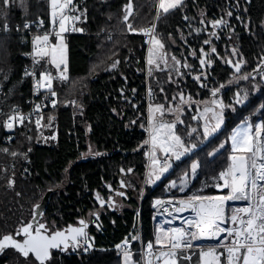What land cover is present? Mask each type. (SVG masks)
<instances>
[{
	"label": "trees",
	"instance_id": "trees-1",
	"mask_svg": "<svg viewBox=\"0 0 264 264\" xmlns=\"http://www.w3.org/2000/svg\"><path fill=\"white\" fill-rule=\"evenodd\" d=\"M131 2L134 6L127 14ZM157 2L74 0L71 10L73 14H80L78 26L84 33L70 32L64 37L68 51L67 79L58 78L53 82L57 101L43 115V121L52 117L49 122L53 126L23 120L13 130L0 128V239L4 235H15L28 224L35 206L49 192L42 220L49 221L52 228L76 223L80 217H94L106 230V235L95 234V242L101 248L91 252L80 247L65 252L56 250L44 264H123L122 250L110 248L109 243L121 240L132 229L140 202L138 198L133 200L131 203L135 208L132 209L98 213L100 204L96 196L106 194L109 185L117 182L121 167L131 168L141 178L145 175L147 44L137 31L152 23ZM2 6L3 0H0V25L7 20L15 29L17 24L25 21L33 24L43 21L45 28H49L52 23L49 1L43 7L34 4L32 10L35 13L31 11L30 14L22 8H11L6 15ZM198 6H204L208 15L227 16L230 26L235 27L234 37L222 34V38L214 43L216 53L210 54V82L205 84L202 79H195L181 67L179 80L186 75L184 85L188 92L195 97L200 95L193 98L195 103L211 104L213 98H218L227 108L232 104L231 97L236 90L246 91L249 101L228 110L224 125L207 138L202 135L203 126L197 117L196 106L193 105L194 111L185 108L183 122L177 125L176 131L185 145L196 147L180 161H175L172 169L156 183H147L141 205L146 240L153 237V210L160 198L228 191L215 186L219 172L228 167L232 151L227 136L245 119H252L254 124V110L259 104L264 105V80L255 82L252 77L264 54V0H184L182 6L161 14L157 31L161 33L158 36L163 44H167V53L179 58L181 63L190 62L196 72L201 67L203 41L188 22L195 19ZM125 15H128L127 21ZM129 24L135 31L129 29ZM100 31L103 34H99ZM108 31H115V34L109 36ZM21 40V36L12 31L0 35V107L5 109L27 107L30 84L25 80L24 67L29 61V47ZM233 48L237 50V59L244 62L242 75L236 76L250 74L247 80H233V68L225 63L227 57L235 56ZM113 63L115 68L111 67ZM64 67L57 68L43 58L39 69L42 72L49 68L58 73ZM165 72L155 71L161 79L156 81L159 88L155 83L152 88L155 98L164 99L169 105L178 85L177 81L168 79L164 86L167 92L162 90ZM217 88L221 90L220 96L214 97L212 90ZM260 114L264 117V108ZM192 129L197 131L192 132ZM193 162L199 167L189 175L184 187L181 181L186 172L190 173ZM10 181H14L11 186ZM173 181L176 187L170 186ZM135 257L138 259V255ZM0 264L40 262L32 253L25 258L17 249L9 247L2 253Z\"/></svg>",
	"mask_w": 264,
	"mask_h": 264
},
{
	"label": "snow or ice",
	"instance_id": "snow-or-ice-1",
	"mask_svg": "<svg viewBox=\"0 0 264 264\" xmlns=\"http://www.w3.org/2000/svg\"><path fill=\"white\" fill-rule=\"evenodd\" d=\"M53 6V23H56V11L58 7L60 11L71 3V0H65L64 4H61V0H50ZM10 3V0H3V4L6 6ZM183 5V0H159L158 6V17L161 14H166L169 11L176 9ZM130 7V5H129ZM130 14V13H129ZM232 15L231 12L228 13ZM68 19L61 15L59 20L60 31L55 33L59 38L60 46H63V37L60 35L61 32L65 31L64 21ZM79 19V17H76ZM185 19H188L185 17ZM124 20H128V15H125ZM42 23V21H41ZM203 23V21H201ZM214 26H221L226 24L223 19L212 22ZM7 30V25L4 26ZM28 23L24 24V28H29ZM129 29L135 31L132 26L128 25ZM155 25L151 29L142 30L145 34L152 33ZM199 31V30H197ZM215 36L216 33H211ZM154 47L150 49V56L148 64L153 65L156 68H160L162 62L166 68L175 71L178 75H182L180 68L181 61L177 60L175 56H171L170 59L173 62L169 64V58L166 53H163V43L156 38L155 35L151 37ZM50 35L45 34L43 36H36L33 40L35 55L41 58L51 57V63L57 68L61 64H64V70L60 72L59 79L66 80L65 75L67 71V65L63 57L57 60L56 51L57 44H52L50 48L40 47L37 42H43L44 45H48ZM204 44H211V40H205ZM201 56L204 58L200 59L201 67L211 66L210 53L205 52L203 48L200 49ZM237 50L232 49L233 55H236ZM211 53H216V48H211ZM195 55V52L192 53ZM155 57V58H154ZM39 63V61H36ZM225 63L231 64V60H225ZM243 61L237 62L233 65L237 73L240 72ZM111 67L115 68L116 64L113 63ZM184 68H190L191 66L187 63L183 64ZM151 68L149 72L151 74ZM163 70V69H161ZM25 75H34V73L25 72ZM203 75V73H202ZM250 75V74H249ZM249 75H243L234 79L247 80ZM201 77L197 76L195 79L199 80ZM52 79L50 73L44 72L40 74V87H45L49 91L52 89ZM171 79V76L169 77ZM230 81L229 83H231ZM206 86V85H202ZM221 87H224L221 85ZM219 88L212 90V95L215 97L219 92ZM51 95L54 97L56 93L51 91ZM236 95V103L243 104L247 100V93L245 92L242 96L239 92ZM173 99H176L174 97ZM179 99L182 103L185 101L183 93L180 94ZM212 105H217V100L211 101ZM55 106V101H53ZM223 105H218L219 111L211 106L205 107V113H212V119H215V124L209 126L205 123L203 126L202 135L207 138L208 136L216 133L223 123ZM264 108V105L261 106ZM39 109V106H37ZM179 111V105L173 108H165L164 105H156L153 109V115L150 117V123L152 119L161 121L158 127L153 128V134L151 136L152 143V169L148 174L146 182L149 184L155 183L161 179V176L168 172L172 167L173 161H180L186 153L190 152L196 145H192L191 148L186 147L181 137L172 133L171 136L165 134L163 138L158 136L161 129H174L175 122H163V116L165 112ZM158 114V115H156ZM24 117L17 113L16 115L9 116L8 121L5 122V127L11 128L13 124L11 121L19 120L23 122ZM196 119V117H193ZM183 121H180L182 123ZM39 124V121H37ZM196 129H192V132H196ZM191 135V133H189ZM229 140L232 145L233 154L229 157L231 163L227 169L219 173L218 179L222 183L216 184L215 186L220 189H227L226 195H215V196H204V195H193L188 201H181L180 206L173 204L175 213L179 214L182 211L191 208L195 213L194 218L184 219L183 223L187 227H173L164 229L163 227L157 233L155 243L148 242L145 249L144 262L145 264H180L181 253L184 250L191 249L193 247V241L198 239H220L221 233L226 235L223 237V241L220 247L223 251H218L216 246L209 247L207 250L201 249L199 253V264H221L223 258V264H264V121L259 123H251L248 119L241 122V125L232 131ZM147 144L148 141H145ZM223 147V144L221 145ZM164 154L163 161L157 158L156 150ZM13 155H16L13 153ZM212 155H215L213 153ZM199 167L197 162H193L190 166V173L194 174L196 169ZM131 171V169H129ZM189 172L184 174V179L181 184L187 183V178L190 175ZM14 183L10 181L9 184ZM171 187H176V182H171ZM183 190V188H181ZM119 195L123 196L124 193L120 192ZM244 200L247 201L246 207L234 208L229 216L225 211V204L228 201ZM103 203V202H102ZM168 203H172L169 201ZM162 201L157 200L156 205H161ZM167 211V209H165ZM171 215V213H169ZM174 219H183L179 215L175 216ZM81 227H69L66 231H56L54 233H48L46 226L39 224L33 230L31 223L22 226L16 233L17 236H23V240L18 241L11 235H6L0 239V250H2L6 244L10 242V245L17 249L22 255L27 258L30 253L34 254L35 259L44 264L49 259L50 249L63 248L66 250L69 247V241L72 242V246H78L80 238L87 240V234L84 231L86 224L83 220L80 222ZM166 223L171 224L172 221L168 220ZM231 224L230 227H222L224 224ZM164 233L163 238L160 233ZM133 240L138 237L133 236ZM165 241H167L165 243ZM129 241L125 240L122 245H117V248L122 250L125 258V264H130L131 253L128 248ZM156 246H159L156 251H153ZM90 244H85L84 250L87 251L90 248ZM183 260H191V256H183Z\"/></svg>",
	"mask_w": 264,
	"mask_h": 264
},
{
	"label": "built area",
	"instance_id": "built-area-1",
	"mask_svg": "<svg viewBox=\"0 0 264 264\" xmlns=\"http://www.w3.org/2000/svg\"><path fill=\"white\" fill-rule=\"evenodd\" d=\"M65 13H69V8H65ZM76 17H79V19H76ZM80 21V16L78 14L71 16V33H84L82 29L77 25V23ZM28 23L30 25L29 28L25 29L24 24ZM5 25H7V30H5ZM74 27V28H73ZM74 29V30H73ZM16 32L18 35L21 36L22 40L21 42L25 45H27L30 49L33 45V40L35 39V34L38 32L43 33H49L55 34L56 33V23L50 25L49 28H45V23L42 21H39L35 24L31 23L30 21H25L23 24L19 25L17 24L15 26V29H13L12 25L9 21H4L2 25H0V35L1 34H9L10 32ZM146 41V40H145ZM147 43V41H146ZM28 48V50H29ZM30 53V51H28ZM28 55L29 61L24 67V77L25 80L29 81L30 87H29V94L27 98V107L25 109H20L18 107H13L12 109H5L0 107V128L5 127V122L8 121L9 116L16 115L19 113L24 117L23 120H29V121H38L39 118L43 117L44 111L48 110L49 108L53 107V101H57V96L54 97L51 95V91H54L53 83H52V89L49 91L45 87H40V84H38V81L42 84L45 83L44 81H40V74L42 72L37 70V64L36 62H31V56ZM25 72L28 73H34V75H25ZM56 93V92H55ZM148 94L151 95V89L150 85L148 83V92H147V99L149 100ZM37 106H39V109H37ZM262 119H259L257 123L261 122ZM13 124V127L7 128L8 130H13L18 124H21L19 120H13L11 121ZM10 135L7 136V139ZM151 152H152V144L151 140L148 139L147 147L145 148V154L147 156V169H150V166L152 164L151 160ZM233 154V152H230L229 157ZM163 156H159L158 159L163 161ZM228 167L231 163L230 159L228 161ZM228 192V191H227ZM227 192L224 193H214V194H192V195H185V196H166L164 198H160L159 200L162 201L161 205H156L153 210V237L146 240L143 235V227H142V201H143V195L140 199V207L136 210L135 215V221L133 224L132 229H130L129 233H127L121 240L113 241L110 244L109 247L117 248V245H122L125 240L129 241L128 248L129 251H134L135 247L134 244L138 242V249L140 250L142 257H143V263L144 262V255H145V249L148 242L155 243V238L157 233L160 231V229L163 227L165 230L168 228L173 227H187L183 223L184 219L194 218L195 213L192 211L191 208H187V210L180 212L179 214L175 213L173 209V204L176 206H180L181 201H188L190 197L193 195H204V196H215V195H226ZM171 201L172 203H168ZM247 201L244 200H237V201H228L225 204V211L230 216L232 213V209L234 208H240V207H246ZM167 209V211H165ZM171 213V215H169ZM179 215L183 219H174L175 216ZM171 220L172 223L168 224L166 221ZM232 226L229 224H224L222 227H230ZM85 233L87 234V240L85 241L84 238L81 239L80 248L84 250L85 244H90L91 247L88 248L85 252H91L97 248H101L102 246H98L95 242V234L98 235H106V230L104 226L101 224V222L97 218H93L90 226H88L85 230ZM162 238L164 233H160ZM225 233H221L220 239H198L193 241V247L191 249L184 250L181 253V259L180 264L182 261V264H199V253L201 249L207 250L209 247L216 246L218 251H223V248L220 247L221 243H227V241H223V237L225 236ZM136 236L138 239L133 240L132 237ZM167 241H165L166 243ZM159 246H156L153 251H156ZM68 251V250H67ZM183 256H191V260H183ZM221 264H223V258L221 261Z\"/></svg>",
	"mask_w": 264,
	"mask_h": 264
},
{
	"label": "rangeland",
	"instance_id": "rangeland-1",
	"mask_svg": "<svg viewBox=\"0 0 264 264\" xmlns=\"http://www.w3.org/2000/svg\"><path fill=\"white\" fill-rule=\"evenodd\" d=\"M47 1H49V3H50V7H51V15L53 14V11H54V9H53V6H52V4H51V2H50V0H10V3L8 4V5H4V6H2L3 8L2 9H6L5 10V14L6 15H8L9 13H10V10H11V8H22L24 11H26V13H28V14H30V12L32 11H34V13H35V10H32V8H34L33 7V5L34 4H38V7H43L44 6V3L45 2H47ZM73 2H74V0H71V3H68L64 8H63V11L61 12L60 11V9L57 7L56 9H55V11H56V17H55V19H56V33L57 32H59L60 31V25H59V20H60V18H61V15H63V16H65V17H68V19H66L65 21H64V28L66 29L65 31H63V32H61L60 33V35L63 37V46H60V41H59V38L55 35V34H49V33H43V32H38V33H36L35 34V36L34 37H36V36H43V35H45V34H49L50 35V40H49V43H48V45H44L43 44V42L41 41V42H37V44H38V46H40V47H48V48H50L51 47V45L52 44H57L58 45V47H57V51H56V57H57V60H59V59H61V57H63V59L65 60V62H66V64H67V62H68V51H67V44H66V42H65V40H64V37H65V35H67V34H70V32H71V26H72V24H70L71 23V16H73V15H76V13L75 14H73L72 13V10H71V8H72V5H73ZM65 3V0H61V4H64ZM133 6H134V4H133V2H131V4H130V7H129V5H128V7H127V14L128 13H130L131 11H132V9H133ZM158 6H159V0H158V2H157V7H156V13L154 14V16H153V21H152V23L150 24V25H148L145 29H143V30H147V29H151L152 27H153V25H155V28H154V31L152 32V33H148V34H145V32L144 31H142V30H140V31H137V34H140V35H142L143 37H144V39L147 41V69H146V74H147V77H146V100H147V114H148V119H147V125H146V131H147V138H146V141H148V139H150L151 140V136H152V134H153V128L154 127H158V125H159V123L161 122V121H159V120H157V119H152V122L150 123V117L153 115V109L155 108V106L156 105H160V104H162V105H164L165 106V108H173V109H175L176 108V106L177 105H179V108H180V110L179 111H176V110H174V111H172V112H165V114H164V116H163V122H175V128L174 129H171V130H169V129H167V128H165V129H161L160 130V132L158 133V136L160 137V138H163V136L165 135V134H167V135H169V136H171L172 135V133H175V135H178V133H177V131H176V127H177V125L180 123V121H182V117H183V115L185 114V108H191L193 111L195 110L194 108H193V105H195L196 106V108L198 109L197 110V117L199 118V120L201 121V123H202V126H204V124L205 123H208L209 124V126H211L212 124H215V122H216V120L215 119H212V113H205L204 112V108L205 107H208V106H211V107H213L214 109H216L217 111H219V108H216V106H218L219 104H220V102H219V100H218V98H213L212 100H217V102H218V104L217 105H212V104H208V105H204V104H200V103H195V102H193V98H198V96H200L199 94H198V96L197 97H195V95H193L191 92H188V89L185 87V85H184V82H185V79H187V77H186V75H184L183 76V79L182 80H179V78H178V74L177 73H173V71L172 70H170L169 68H166L165 67V65L161 62L160 63V68H156L155 66H153V65H149L148 64V59H149V56H150V49L151 48H153L154 47V44H153V42H152V39H151V37H152V35H155L156 36V38L157 39H159L161 42H162V40H161V38L158 36V35H160L161 33H158V31H157V28H158V23H157V20L159 19V17L161 16V15H159V17H158V15H157V13H158ZM69 8V13H65L64 12V10H65V8ZM198 10L199 11H201V12H205V15L206 16H209L208 15V12L206 11V8L204 7V6H198ZM79 16H80V14H78ZM202 16V15H201ZM207 18V17H206ZM80 20H81V16H80ZM69 22V23H68ZM80 22V21H79ZM79 22L77 23V25L79 24ZM52 24H54L53 23V15H52ZM74 28V27H73ZM74 30V29H73ZM99 34H103V32H99ZM107 34L109 35V36H112L113 34H115V31H108L107 32ZM118 34V33H117ZM170 39H173V37H171L170 36ZM166 41H168V39L166 40ZM163 43V42H162ZM164 48L162 49V50H159V51H162L163 52V50H167L166 48H168L167 47V44L164 42ZM201 47V46H200ZM204 48H207L206 46H204ZM28 51H30V56H31V62H36V61H39V63H36L37 64V70L38 71H40V69H39V66H40V63L43 61V58H41V57H39V56H36L35 55V50H34V45H32L31 46V49L29 48V50ZM27 53V54H28ZM167 54V56H168V58H169V64L171 65L173 62L171 61V59H170V57H171V54H169V52L168 53H166ZM155 58V57H154ZM45 59H46V61L48 62V63H51V57L49 56V57H45ZM185 63H187L188 65H190L191 67L190 68H184L183 67V62L181 63V65H179V66H177V67H181V68H184V69H186L185 70V73H188V74H192V75H194V77H197V76H200L201 78L200 79H202L203 81H205V84L206 83H208V82H210V79L208 78L211 74H207V73H211V71H210V67L209 66H207L205 69H201V67H199V70L200 71H198V72H196V71H194V70H192V68H193V65L190 63V62H188V61H186L185 60ZM52 64V63H51ZM212 64V63H211ZM53 65V64H52ZM62 65H64V64H61L60 65V67L62 66ZM53 66H55V65H53ZM48 66L46 65V68H47ZM56 67V66H55ZM45 68V69H46ZM152 69L151 70V74H150V72H149V69ZM42 70V73H44V72H47V73H50L51 74V76L53 77V79H52V83L56 80V79H58V77H59V75H60V72H62L63 70H61V71H59L58 73H54V72H52V71H50L49 70V68L48 69H46V70ZM161 70V69H163V70H165L166 72L164 73V76H165V83H163V88H162V90H164L165 92H167L166 90H165V88H164V86H165V84L167 83V82H169V80H174L175 82L177 81V85H178V87L176 88V91L172 94V98H174V97H176V99H172L171 100V102L169 103V105H167L166 103H165V101H164V99H162V101H160L159 99H156L155 98V93H154V89L152 88V85L155 83L156 84V86H157V88H159V82H156L159 78L161 79V77H159V75H157L156 73H155V71L156 70ZM163 70H161V71H163ZM153 71H154V73H153ZM202 73H203V75H202ZM195 74H197V76L195 75ZM65 75L67 76V72L65 73ZM171 76V79H169V77ZM169 79V80H168ZM148 83H149V85H150V89H151V95L150 94H148V96H151V97H149V100L147 99V92H148ZM213 84V83H212ZM211 84V85H212ZM210 85V86H211ZM249 85V84H248ZM247 86V85H246ZM250 86V85H249ZM157 91V90H156ZM157 93H159V91H157ZM181 93H183V96H184V99H185V101H187V103H182L181 102V100L179 99V96H180V94ZM249 97V96H248ZM262 106V104H259L258 106H257V108L254 110V112H253V117L255 118L254 119V124L255 123H257V121L259 120V119H262V121H264V117L260 114V111H261V107ZM230 107V108H229ZM234 105H232V106H228L227 108H224L223 107V112H222V116H223V123H222V125H221V127L224 125V123H225V121H226V118H227V110H234ZM44 115V114H43ZM156 115H158V114H156ZM51 118L52 117H50L49 118V121L51 120ZM43 119H44V116L43 117H41V118H39L38 119V121H39V123H47V126H49V127H52L53 125H52V123L51 122H49V121H43ZM249 120V122H251V123H253V120L252 119H248ZM211 122H213V123H211ZM241 125V122L237 125V126H234L232 129H231V131L229 132V134H228V144L230 145V147H231V149H232V145H231V142H230V140H229V137L231 136V134H232V131L234 130V129H236L238 126H240ZM179 136V135H178ZM152 144V143H151ZM185 145V144H184ZM186 147H188L187 145H185ZM146 147H147V144H146ZM145 147V148H146ZM189 148H191V147H189ZM231 152H233V151H231ZM156 153H157V158H159V156H163V153L160 151V149L158 148L157 150H156ZM174 162L175 161H173L172 162V167H173V164H174ZM172 167L170 168V169H172ZM228 168V167H227ZM226 168V169H227ZM151 169H152V164H151V166H150V169L148 170L147 169V166H146V171H145V175H144V177L143 178H141L136 172H134L133 171V173H131V180H132V178H133V181L135 182V187L137 188V198H138V200H139V202H140V199H141V196L143 195V197H145V195H146V185H147V182H146V180H147V177H148V174H149V172L151 171ZM169 169V170H170ZM168 170V171H169ZM222 171H224V170H222ZM222 171H220V172H222ZM219 172V173H220ZM167 173V172H166ZM166 173H164V174H166ZM191 174V173H190ZM183 179H184V176H183ZM156 183V182H155ZM219 183H222V181L221 180H219L218 182H217V184H219ZM184 187L186 186V184H184L183 185ZM158 196H163V195H158ZM136 198V199H137ZM140 198V199H139ZM141 203V202H140ZM132 208H135L134 207V205L132 204V203H130V205L128 206V208H126V209H132ZM126 209H124V210H126ZM123 210V211H124ZM97 212H99V213H108L107 212V210L104 208V207H98L97 208V210H96ZM135 214H136V212H135ZM136 219V218H135ZM129 233V232H128ZM137 243V247L134 249V251H130V253H131V261H130V264H144L143 263V257H142V254H141V252H140V250L138 249V242H136ZM75 247L74 246H70V249H74ZM110 248H112V247H110ZM114 249H119V248H114ZM121 250V249H120ZM136 255H138V259H136ZM122 260H123V264H125V258H124V256H123V253H122ZM181 264H182V261H181Z\"/></svg>",
	"mask_w": 264,
	"mask_h": 264
},
{
	"label": "flooded vegetation",
	"instance_id": "flooded-vegetation-1",
	"mask_svg": "<svg viewBox=\"0 0 264 264\" xmlns=\"http://www.w3.org/2000/svg\"><path fill=\"white\" fill-rule=\"evenodd\" d=\"M193 18L191 20H189L188 25L192 28L194 33H198L199 36L201 37L203 43L201 44L200 49L203 48L205 52H209L210 54H211V51H209V49L213 47L214 43L218 42L222 38V34H225V35L228 34V35L231 36L233 31H234V28H235V27L230 26V21L228 20V17L225 16V15H223V16L221 15L220 16V15L216 14V15L206 16L205 12H201V11L198 10V12L195 15V19H193ZM220 19H223L224 21H226V24L221 25V26H214L212 22L216 21V20H220ZM201 21H203V23H201ZM197 30H199V31H197ZM213 32L216 33L215 36L211 35V33H213ZM209 39L211 40V44L210 45L209 44H204V41L205 40H209ZM204 46H206L207 48H204ZM163 53H167V51L163 50ZM202 58H204V57H202ZM177 60H180V59L177 58ZM226 60H231L232 61V63L230 64L231 68H233L232 69L233 70L232 78H233V80L239 81L238 79H234V76H236L237 74L238 75H242L241 72H242V69H243L244 62L242 63L240 72L237 73L235 71V68L233 67V65L235 63H237V62L242 61V60H238L236 55L235 56L231 55V56L227 57ZM206 67L207 66H205L203 68L201 67V69H205ZM255 69H256V71L252 72L253 80L255 82H257L258 80H262V79L264 80V76H262L263 73H264V54L258 60V63H257V66L255 67ZM259 71H261V72H259ZM207 74H212V73L209 72ZM254 74H255V76H253ZM220 92H221V90L217 93L219 96H220ZM240 92H241V95L243 96L246 91L240 90ZM234 97H235V95H234ZM231 99H232L233 102H232V104L230 106H232V105H234V106H236V105H239V106L240 105H244V104H237L236 101L233 100V96L231 97ZM246 101H247V103L249 101L248 94H247V100ZM206 105H208V104H206ZM216 108H218V106H216ZM227 112H228V110H227ZM211 123H213V122H211ZM131 173H133V170L131 172H128L127 175H126L128 188L117 187L115 185V186H113V188L110 187V189H108L109 191L106 194L99 195L100 196V200H102V201L109 200L110 196L112 197V201L110 203L105 204V205H100V207H104L107 210L108 213H110V212H119L121 210H124V209L128 208V206L130 205V203L133 200H136V198H137L136 197L137 196V188L135 187V182L133 181V178H132V180L130 179L131 178ZM120 192H123L124 195L123 196L119 195L118 193H120ZM43 212H42V214H41V216L39 218V223L45 224L46 227H50L49 233L64 227V226L63 227H58V228H55V229L52 228L50 223H49V221L42 220V217L44 215ZM84 218L87 219L86 217H84ZM36 226H37V224L35 226H33V230L36 228ZM17 238L22 240L23 236H17ZM81 239L82 238H80V242H81ZM53 251H56V249H52L51 250V254L53 253Z\"/></svg>",
	"mask_w": 264,
	"mask_h": 264
},
{
	"label": "water",
	"instance_id": "water-1",
	"mask_svg": "<svg viewBox=\"0 0 264 264\" xmlns=\"http://www.w3.org/2000/svg\"><path fill=\"white\" fill-rule=\"evenodd\" d=\"M255 71H256V69L253 70V72H255ZM259 72H261V71H259ZM253 76H255V74H254ZM238 92L241 94L240 90H236V93H238ZM233 100L236 101V95H235V97H233ZM246 103H247V101H245L243 104L246 105ZM240 106H243V105H240ZM129 169H131V168H129ZM129 169H125V168L121 167V171H120V173H119V175H118V178H117V181H118V182H116L117 184L115 183V184L109 185V189H110V187L113 188V186H115V185H116L117 187L128 188L126 175H127L128 172H131V171H132V169H131V171H129ZM49 197H50V192H49L48 194H46V196L43 198L42 202H40L39 204H37V205L35 206L34 215H33L32 219L28 222V224L31 223L33 226H35L36 224H37V226H38L39 224H42V223H39V218H40L42 212L45 210V207H46V204H47V202H48V200H49ZM96 199L99 201V204H100V205H105V204H108V203H110V202L112 201V197H111V196H110L109 200H104V201H102V200H100V196L97 195V196H96ZM102 202H103V203H102ZM40 212H41V213H40ZM81 220H83V221L85 222V224H86V227L84 228V231H85L86 228H87L88 226H90V224H91V222H92V218H87V219H85L84 217H80L79 220L77 221V223H71V224H68V225L64 226L63 228H61V229H57V230H55V231H53V232H51V233H54V232H56V231H66L67 229H69V227H81V225H80V223H79ZM26 225H27V224H26ZM43 225H45V224H43ZM46 229H47V232L49 233V231H50V227H46ZM16 233H17V232H16ZM49 234H50V233H49ZM8 235H11V234H8ZM4 236H6V235H4ZM4 236H3V237H4ZM11 236H13V238L16 239V240H18V241H21V242H22V240H23V239H22V240H21V239H18L16 234H15V235H11ZM3 237H2V238H3ZM2 238H1V239H2ZM5 244H6V246H5L2 250H0V257H1V255H2V253H3L7 248L12 247V246L10 245V242H5ZM71 244H72V242L69 241V247H68L66 250L63 248V245H61L60 248H56V250H60V251H62V252H65V251H67V250L70 248ZM79 246H80V243H79L78 246H75V247L77 248V247H79ZM51 250H52V249H50V256H49V257H51V255H52V254H51Z\"/></svg>",
	"mask_w": 264,
	"mask_h": 264
},
{
	"label": "bare ground",
	"instance_id": "bare-ground-1",
	"mask_svg": "<svg viewBox=\"0 0 264 264\" xmlns=\"http://www.w3.org/2000/svg\"><path fill=\"white\" fill-rule=\"evenodd\" d=\"M223 16V15H222ZM226 27V26H225ZM216 31V30H215ZM235 33V32H234ZM237 33H239L238 31H237ZM242 33V32H241ZM233 36V35H232ZM240 36V35H239ZM234 37V36H233Z\"/></svg>",
	"mask_w": 264,
	"mask_h": 264
},
{
	"label": "crops",
	"instance_id": "crops-1",
	"mask_svg": "<svg viewBox=\"0 0 264 264\" xmlns=\"http://www.w3.org/2000/svg\"><path fill=\"white\" fill-rule=\"evenodd\" d=\"M184 1V0H183ZM69 23V22H68Z\"/></svg>",
	"mask_w": 264,
	"mask_h": 264
}]
</instances>
